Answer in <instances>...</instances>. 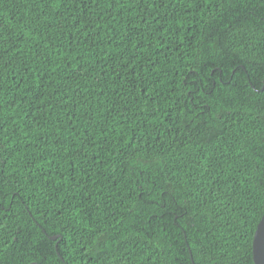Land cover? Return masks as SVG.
<instances>
[{
  "label": "trees",
  "instance_id": "1",
  "mask_svg": "<svg viewBox=\"0 0 264 264\" xmlns=\"http://www.w3.org/2000/svg\"><path fill=\"white\" fill-rule=\"evenodd\" d=\"M263 211L264 0H0V264H254Z\"/></svg>",
  "mask_w": 264,
  "mask_h": 264
},
{
  "label": "water",
  "instance_id": "2",
  "mask_svg": "<svg viewBox=\"0 0 264 264\" xmlns=\"http://www.w3.org/2000/svg\"><path fill=\"white\" fill-rule=\"evenodd\" d=\"M262 228H264V211L257 223L252 238V259L254 264H261V261L264 260V257L261 256V252H260V237H259V231ZM50 238L54 239L55 236H51ZM28 264H37V263L30 262Z\"/></svg>",
  "mask_w": 264,
  "mask_h": 264
},
{
  "label": "snow or ice",
  "instance_id": "3",
  "mask_svg": "<svg viewBox=\"0 0 264 264\" xmlns=\"http://www.w3.org/2000/svg\"><path fill=\"white\" fill-rule=\"evenodd\" d=\"M260 237V252L261 256L264 257V228L259 231ZM261 264H264V260L261 261Z\"/></svg>",
  "mask_w": 264,
  "mask_h": 264
}]
</instances>
